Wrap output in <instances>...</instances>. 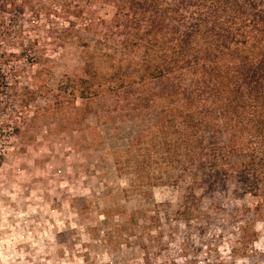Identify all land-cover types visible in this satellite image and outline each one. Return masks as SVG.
Segmentation results:
<instances>
[{
  "label": "rangeland",
  "instance_id": "374dc122",
  "mask_svg": "<svg viewBox=\"0 0 264 264\" xmlns=\"http://www.w3.org/2000/svg\"><path fill=\"white\" fill-rule=\"evenodd\" d=\"M115 15L106 0H0V264H264V222L244 246L233 214L247 200L218 214L202 165H154L144 53L100 43ZM96 50L123 88L101 92L119 69L89 67Z\"/></svg>",
  "mask_w": 264,
  "mask_h": 264
},
{
  "label": "trees",
  "instance_id": "16d2710c",
  "mask_svg": "<svg viewBox=\"0 0 264 264\" xmlns=\"http://www.w3.org/2000/svg\"><path fill=\"white\" fill-rule=\"evenodd\" d=\"M106 1L116 15L102 23V47L143 52L134 72L143 84L154 80V165H183L187 174L202 165L194 185L218 214L223 197L247 200L233 214L248 219L240 240L252 245L254 223L264 222V0ZM116 55L96 50L89 62L119 69L101 92L125 84Z\"/></svg>",
  "mask_w": 264,
  "mask_h": 264
}]
</instances>
